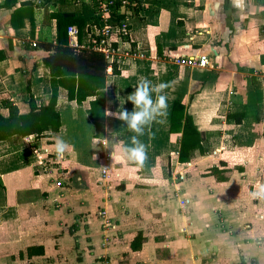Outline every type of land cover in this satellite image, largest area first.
Returning <instances> with one entry per match:
<instances>
[{"label": "crops", "instance_id": "0c3cea01", "mask_svg": "<svg viewBox=\"0 0 264 264\" xmlns=\"http://www.w3.org/2000/svg\"><path fill=\"white\" fill-rule=\"evenodd\" d=\"M5 2L0 0V116L7 119L6 102L24 115L31 96L38 105L52 97L50 69L43 63L49 52L39 45L56 43L52 14L84 19L81 30L72 26L77 31L69 36L72 46L90 45L92 34H99L95 21L103 22L93 0H10L8 8ZM128 22L129 41L116 32L107 39L119 44L110 54L120 73L109 68L106 78L112 114L106 115L104 138L95 137L87 113L93 98L79 105L60 88L58 133L0 139V248L46 242L70 257L67 249L74 247L76 264H87L92 255L86 245L108 241V227L154 219L153 207L166 209L156 194L172 190L179 178L178 204L193 210L190 225L200 236L201 254L218 242L228 252L226 239L234 238L242 246L227 256L264 264V0H143L140 16ZM183 57H206L210 63L188 65ZM144 79L167 83L162 90L167 107L138 136L146 155L136 162L112 147L117 141L131 143L134 134L114 114L133 110L127 96ZM176 102L186 105L203 134L202 152L195 150L185 163L179 161L182 132L171 130ZM57 138L66 143L62 170L47 161L58 159ZM140 208L142 216L133 215ZM180 220L187 224L185 217ZM138 230L141 243L148 241V231ZM42 257L30 262H46Z\"/></svg>", "mask_w": 264, "mask_h": 264}, {"label": "trees", "instance_id": "16d2710c", "mask_svg": "<svg viewBox=\"0 0 264 264\" xmlns=\"http://www.w3.org/2000/svg\"><path fill=\"white\" fill-rule=\"evenodd\" d=\"M47 2L53 0H45ZM96 12L109 26V34L115 33L127 20L139 17L143 9V0H93ZM10 0H6L4 6L10 7ZM30 7L31 3L24 4ZM21 12H17L15 16ZM29 15V13H27ZM57 20L56 43L48 41L39 43L49 54L44 57L43 63L49 67L51 73L52 97L47 104L38 105L33 96L30 99V112L19 114L18 109L9 102L5 105L10 110V116L6 119L0 116V139L14 134L22 136L35 135L36 137H47L59 132L62 122L61 114L57 111L59 89L68 91V98L82 105L88 98L90 108L87 111L89 119L95 126V137L104 138L106 133V78L111 68L113 74H119L117 60L99 51L102 40L107 38L104 27L98 21L94 24L99 29V34H92V42L88 46H72L69 40L68 29L78 26L81 30L85 25L83 18H77L74 13L58 12L52 14ZM33 20V16H30ZM122 41H129L130 36L119 33ZM111 47L117 49L119 44L112 43ZM192 98V97H191ZM186 105L176 102L172 112V132H182L181 149L179 161L189 162L190 156L195 150L202 152L201 140L203 134L198 131L193 123L192 117L186 111ZM241 119H237V122ZM131 249H141L140 238L136 237L131 243ZM45 255V247L31 246L28 249V259ZM24 264H34L32 262Z\"/></svg>", "mask_w": 264, "mask_h": 264}, {"label": "rangeland", "instance_id": "374dc122", "mask_svg": "<svg viewBox=\"0 0 264 264\" xmlns=\"http://www.w3.org/2000/svg\"><path fill=\"white\" fill-rule=\"evenodd\" d=\"M61 153L62 152L59 153L58 159L56 158L57 160L51 157L47 159L51 166L53 168H57V170H62V168L65 167L62 166L61 160H63L66 155L63 157L61 156ZM46 164L47 163H44L45 166ZM52 167L50 168L53 169ZM189 169L194 170V167L188 168V170ZM190 171L191 170H189L187 174ZM180 183L181 182H179V178H176L172 184V190L165 193L156 194V199L159 203H161L163 200H166V202L163 201V203H165L164 205L166 206V209L158 210L161 208L153 207L156 209L152 211L154 214V219L147 218L146 220L145 218L141 221H139V219L135 220L136 222H134L136 227L132 226V224L130 225V223L126 221L125 223H127V226L108 227L109 229H104L111 231H109L111 233H109V236L108 234H104L105 237L109 238V240H100V242L98 244L96 243L95 246L86 245V247H90L92 255L89 260H87V264H259L257 259H243V256L231 258L229 256L230 253L234 252V249H239V245L242 246L241 243H238V241L234 238L226 239V246L229 249L228 252H224V242L222 244L221 242H218L212 247L211 251L208 252L209 255L201 254V251L203 250L200 249V236L190 225V223L193 221V210L191 213H188V210H183L185 208L179 206L178 204L181 202L180 198H182L181 196L183 195L181 189H178ZM167 199L170 200V202H167ZM185 203L187 205L188 201ZM144 205L145 204H143V206ZM144 208L146 209L147 205L142 209ZM142 209L140 208L137 213L134 211L133 215L142 216ZM149 209L151 210L150 207ZM178 209L181 211L177 212ZM183 217L186 218L187 224L185 226L183 221L180 220V218ZM141 226L144 230L148 231V241H142L141 251L135 253L131 251L130 243L136 238V235L139 231L138 229H140ZM262 233V238H264V231H262ZM149 239H151V241H149ZM43 243H45L44 246H47L46 250L48 249V251L45 250L46 253L44 257H42L44 260H46V262H37V264H76V258L78 254H73L74 247L69 252V248L67 249V253L70 255L69 257L62 253L55 252L54 244H52L50 247L46 242ZM31 246L40 245H31L26 243L24 245L17 244L0 248V264L29 263L30 260L27 257L28 249ZM211 253L214 254L213 257L211 256ZM220 253L223 254L219 259L218 255ZM227 253H229L228 256ZM56 255H58V257L60 255L61 258H58L59 260L52 259V263L48 261V259ZM261 264H263L262 261Z\"/></svg>", "mask_w": 264, "mask_h": 264}, {"label": "clouds", "instance_id": "9594fccd", "mask_svg": "<svg viewBox=\"0 0 264 264\" xmlns=\"http://www.w3.org/2000/svg\"><path fill=\"white\" fill-rule=\"evenodd\" d=\"M167 87L168 85L165 82L153 84L147 79L140 81L135 90L127 96V100L134 105L133 110L127 111L122 108L118 113L114 114L124 122L127 129L134 133L130 137L131 143L125 144L117 141L112 145L113 149L118 147L129 160L136 162L144 160L146 146L138 139V136L144 132L145 126L167 107L166 96L162 92ZM110 114L112 113L105 112V115ZM54 146L57 152L60 153L64 151L66 143L62 139L57 138Z\"/></svg>", "mask_w": 264, "mask_h": 264}, {"label": "built area", "instance_id": "2783aa9c", "mask_svg": "<svg viewBox=\"0 0 264 264\" xmlns=\"http://www.w3.org/2000/svg\"><path fill=\"white\" fill-rule=\"evenodd\" d=\"M101 15L102 14H99L100 17H101ZM102 22H103L102 26L104 27V33L107 35V38L102 40L100 45H99V47H97V48H98L99 51L104 52L107 56H111L110 52L111 51L113 52L114 49L107 42L108 41L107 39L110 36V34H109L110 33L109 32V28L110 27L107 26L103 20H102ZM68 33H69L70 37H73L74 35H76L77 31H76L75 27L71 26L68 29ZM116 33H118V34L119 33H123L124 35H129V33H130V24H129L128 20L126 21V23H124V25L120 29H118L116 31ZM181 62L184 63V64H188V65H199V66H202V67H204L206 65H209V63H210L209 59L206 58V57H201L199 59H196L194 57H183ZM60 184L61 183L58 182V185H60ZM105 264H107V263H105Z\"/></svg>", "mask_w": 264, "mask_h": 264}]
</instances>
